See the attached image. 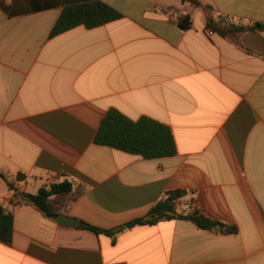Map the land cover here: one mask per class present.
Wrapping results in <instances>:
<instances>
[{"label": "crops", "instance_id": "obj_1", "mask_svg": "<svg viewBox=\"0 0 264 264\" xmlns=\"http://www.w3.org/2000/svg\"><path fill=\"white\" fill-rule=\"evenodd\" d=\"M89 1L121 17L49 37L64 6ZM196 1L214 21L264 25V0ZM209 32L187 0H0V173L12 185L0 178L12 216L0 264H264V30ZM109 109L168 127L175 154L143 159L94 143ZM61 181L79 195L60 198V214L99 229L183 190L178 213L236 232L171 219L94 234L21 197Z\"/></svg>", "mask_w": 264, "mask_h": 264}, {"label": "trees", "instance_id": "obj_2", "mask_svg": "<svg viewBox=\"0 0 264 264\" xmlns=\"http://www.w3.org/2000/svg\"><path fill=\"white\" fill-rule=\"evenodd\" d=\"M195 8H201L205 14V26L221 37H236L246 32L263 31L264 25L260 23H244L235 21L228 17H219L214 21L211 13L212 8L208 5H201L196 0H187ZM121 15L100 1H89L74 5L64 6L57 20L50 31L49 37H53L76 26H83L86 29L101 26L110 21L120 18ZM191 26V19L188 14L178 18V27L186 30ZM94 143L100 146L110 147L128 154L138 155L143 159H153L173 156L176 152L174 140L168 127L147 117H140L136 121H131L118 113L109 109L103 116L94 136ZM0 178L6 181L9 188L12 187L6 177L0 173ZM23 175L16 176L17 181H22ZM79 195L68 181L50 183L40 187L36 194L30 195L22 193V199L42 212L46 217L56 220L60 215L56 207L60 198L71 197L75 200ZM186 195V191H168L164 196L139 219L132 220L126 224L110 230H103L82 221L76 225L77 228L90 231L94 234H106L115 236L124 229L136 225H153L161 220L187 219L198 229L215 231L222 235L235 234L236 229L220 222L212 221L203 215L192 214L182 215L175 208L177 200ZM12 234V216L4 215L0 208V241L9 243Z\"/></svg>", "mask_w": 264, "mask_h": 264}, {"label": "water", "instance_id": "obj_3", "mask_svg": "<svg viewBox=\"0 0 264 264\" xmlns=\"http://www.w3.org/2000/svg\"><path fill=\"white\" fill-rule=\"evenodd\" d=\"M56 222L60 225H64V226H73V225H77L79 223L78 220L71 218L69 216H66L64 214H60L57 219Z\"/></svg>", "mask_w": 264, "mask_h": 264}, {"label": "built area", "instance_id": "obj_4", "mask_svg": "<svg viewBox=\"0 0 264 264\" xmlns=\"http://www.w3.org/2000/svg\"><path fill=\"white\" fill-rule=\"evenodd\" d=\"M209 34H211V32H209Z\"/></svg>", "mask_w": 264, "mask_h": 264}]
</instances>
